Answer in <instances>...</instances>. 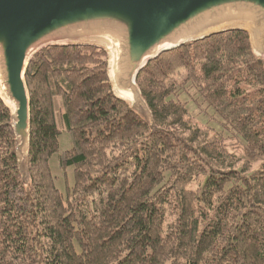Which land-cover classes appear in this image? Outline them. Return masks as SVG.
Returning a JSON list of instances; mask_svg holds the SVG:
<instances>
[{"label": "trees", "instance_id": "16d2710c", "mask_svg": "<svg viewBox=\"0 0 264 264\" xmlns=\"http://www.w3.org/2000/svg\"><path fill=\"white\" fill-rule=\"evenodd\" d=\"M106 66L93 48L34 56L27 187L0 101V264H264V60L247 35L147 64L137 84L156 134L113 96ZM190 91L224 132L193 122L178 100ZM62 133L73 141L59 157L74 169L66 198L49 166Z\"/></svg>", "mask_w": 264, "mask_h": 264}, {"label": "water", "instance_id": "95a60500", "mask_svg": "<svg viewBox=\"0 0 264 264\" xmlns=\"http://www.w3.org/2000/svg\"><path fill=\"white\" fill-rule=\"evenodd\" d=\"M231 32L246 34L252 54L264 60V0H0V101L23 185L31 181L26 73L40 51H102L113 96L156 134L139 73L163 53Z\"/></svg>", "mask_w": 264, "mask_h": 264}, {"label": "rangeland", "instance_id": "374dc122", "mask_svg": "<svg viewBox=\"0 0 264 264\" xmlns=\"http://www.w3.org/2000/svg\"><path fill=\"white\" fill-rule=\"evenodd\" d=\"M178 100L186 103L187 111L191 115L193 122L200 126L209 127L215 131H223L221 121L217 118L214 111L211 108H208L200 99H198L194 91H190L189 93H182L179 96ZM55 104L57 109L59 127L62 129V125L59 120V116L63 111L62 100L60 98H57L55 100ZM224 135L230 136V133L225 132ZM72 148L73 141L70 135L67 133H62L59 136L58 153L53 155L49 161V166L51 174L54 178L55 187L63 194L65 198L67 197L68 189H71L75 184L73 173L74 169L73 167L62 169L59 165V157Z\"/></svg>", "mask_w": 264, "mask_h": 264}]
</instances>
